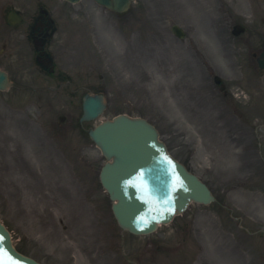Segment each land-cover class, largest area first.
Instances as JSON below:
<instances>
[{"label": "rangeland", "instance_id": "1", "mask_svg": "<svg viewBox=\"0 0 264 264\" xmlns=\"http://www.w3.org/2000/svg\"><path fill=\"white\" fill-rule=\"evenodd\" d=\"M11 1L5 0L4 4ZM189 1L169 0L157 10L155 26L151 21L147 24L146 19L145 27H139L132 18L127 25L121 20L123 27L93 4L92 10L83 8L92 13V49L102 57V69L93 72V80L101 89H110L105 114L85 125L94 127L118 114L148 118L159 128L172 154L209 184L219 203L192 206L153 236H122L110 212L107 194L98 183V170L105 160L95 145L82 139L75 129L73 120L79 109L74 112L70 108L83 92L65 87L55 90L54 85L52 90L43 91L40 87L48 82H40L28 71L22 82L38 88L16 91L13 100L9 94L0 95V110L4 111L0 113V218L13 230L16 245L41 262L92 264L94 246L101 243L97 240L100 227L112 233L103 240L110 250L115 244L117 250L125 244V255L145 251L141 264H264V233H257L264 230L261 156L241 155V146L248 143V137H243L240 124L217 121L222 102L216 93L208 99L210 109H205L202 99H193L194 93L187 99L180 85L174 86V79L182 74L188 83L200 85L207 74L204 59L224 65L225 56L235 60L240 46L228 41L231 20L249 22L259 18L254 12L258 7L264 18V7L257 0H193L196 7L186 18L184 9ZM2 4L0 0V9ZM175 23L186 26V40L172 35L170 27ZM129 49L135 50L129 53ZM209 53L214 57H208ZM143 70L147 73L145 79L141 78ZM173 71L176 75L171 74ZM224 72L229 76L238 74L236 67ZM103 73L104 81L99 80ZM138 80L145 91L135 90ZM123 88L129 91L117 90ZM61 115L69 119L60 127ZM257 130L264 139V129ZM61 150L68 155L61 154ZM55 152L64 156L62 165L72 170L73 178L71 172L68 176L76 189L68 187L69 180L58 181L52 174V167L59 166L56 158H50ZM83 159L91 161L92 172ZM252 163L255 169L250 167ZM228 212L233 216L229 217ZM240 225L254 235H245ZM200 242L206 253L201 263L190 257ZM215 243L220 244L215 247Z\"/></svg>", "mask_w": 264, "mask_h": 264}, {"label": "water", "instance_id": "2", "mask_svg": "<svg viewBox=\"0 0 264 264\" xmlns=\"http://www.w3.org/2000/svg\"><path fill=\"white\" fill-rule=\"evenodd\" d=\"M100 1L108 7H111L117 10L120 9L119 11H121L128 5L130 0H113V1L112 0H100ZM7 85H8V80H7L6 75L0 72V90L5 89ZM104 109H105L104 97L87 96L84 100L83 120L95 119L104 111ZM129 121L131 120H129L126 117H121V118L116 119L114 122L104 123L99 128V130L96 131L97 133H94V132L91 133L94 140L98 143V145L102 147L103 152L105 153L107 159L114 158V163L108 164L106 166V170L109 169V174H108L109 179H111L114 175L115 177L119 175L120 171L118 170V164L120 165L123 163H128L127 158H131L130 152L126 153L124 151L116 149V145H114L115 141L113 140V138H115L117 134L112 133L113 131L119 130L120 126L124 123H125L126 129L127 127H131L132 124L128 123ZM132 123L137 124V126H139V129L144 133V137L140 139L141 142L138 141L136 142V144L133 142L131 143L126 142L121 148L131 149L132 144H133V146L137 148V152H142L143 156L147 158L146 161L145 160H142V161L147 171H151L150 166L156 167L155 160H157L158 158V155L154 151L155 148L158 149V147L155 145L157 144V133L155 131L150 132L147 129H142L141 125H145V126L148 125L144 121H138V122H132ZM135 140H139V139H135ZM160 150L164 152L162 147H160ZM112 153H114L113 156H112ZM157 167H158V164H157ZM152 172L155 174L156 177L160 176L158 175L156 171H152ZM137 176L138 175L134 173V176H133L135 178L134 180L146 179V176H138V177ZM160 178L162 179L163 177L161 176ZM184 178L188 181H182V183L183 185H186V182H187L188 189L182 193L177 192L175 188V194H174L172 186L164 184L165 182H160L161 185L163 186L165 185V187H167L169 192H171V194L174 195V203H175L174 206L175 207L169 210L168 212L166 211L167 214L164 213V214L158 215V213L155 211L154 218L157 219V221L154 220L150 226H147L145 228V231L143 230L144 228L140 229L141 228L140 226L143 225L142 222L144 218L142 217L133 218V217L127 216L126 219L125 217H123L122 222L126 223L123 226L125 228H129L130 230H133V229L129 227V225H132L134 227L137 226L135 229H140L139 231L151 232L156 228L158 222H161V221L170 222L175 214L182 213L183 211H185V209L187 208V206L190 204L192 200H196V201L203 202V203H210L211 201L214 200V198L211 196L207 188L204 185H202L199 181H197L195 178H190L187 175H184ZM115 187H116L115 190L113 186L109 187L112 197L113 198L117 197V193L120 192L121 197H124L122 200H120V206L124 210L125 208H129L130 203L133 202L135 191H131L129 187L127 188L123 187V190H122L117 184H115ZM126 211H129V210L126 209ZM121 212L123 215L122 210ZM144 215H147V213H145ZM0 237H3V240L0 241V264H11L10 257L13 253L15 254V251H14L15 249L12 246V243L9 242L10 237L7 234V232L4 230L2 225H0Z\"/></svg>", "mask_w": 264, "mask_h": 264}, {"label": "flooded vegetation", "instance_id": "3", "mask_svg": "<svg viewBox=\"0 0 264 264\" xmlns=\"http://www.w3.org/2000/svg\"><path fill=\"white\" fill-rule=\"evenodd\" d=\"M28 12V15H23L24 23L22 25L12 27V31L20 33L19 37L25 38V42L28 43L31 51H33L31 47V43L33 42L37 43L36 49H43V46L47 44V41L53 31H55V34L62 32L63 36L69 40L67 42L68 48L75 47L74 39L82 30L80 25L75 21L65 20L63 25L61 23L60 25L58 24L54 27L53 23L48 22V15H42V13L38 10H28ZM24 25L25 27H22Z\"/></svg>", "mask_w": 264, "mask_h": 264}, {"label": "bare ground", "instance_id": "4", "mask_svg": "<svg viewBox=\"0 0 264 264\" xmlns=\"http://www.w3.org/2000/svg\"><path fill=\"white\" fill-rule=\"evenodd\" d=\"M60 172V168L58 167H52V174L56 177H58V174ZM4 184V183H3ZM31 188H34V187H31ZM30 191H33V190H30ZM18 193V192H17ZM218 245L217 243H215V246Z\"/></svg>", "mask_w": 264, "mask_h": 264}, {"label": "snow or ice", "instance_id": "5", "mask_svg": "<svg viewBox=\"0 0 264 264\" xmlns=\"http://www.w3.org/2000/svg\"><path fill=\"white\" fill-rule=\"evenodd\" d=\"M3 240V237H0V241H2Z\"/></svg>", "mask_w": 264, "mask_h": 264}]
</instances>
